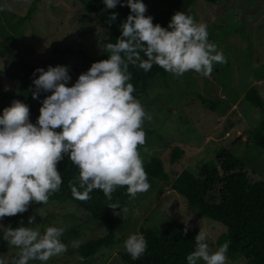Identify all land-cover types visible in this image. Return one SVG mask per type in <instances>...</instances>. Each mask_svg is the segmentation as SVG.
<instances>
[{
    "label": "rangeland",
    "instance_id": "1",
    "mask_svg": "<svg viewBox=\"0 0 264 264\" xmlns=\"http://www.w3.org/2000/svg\"><path fill=\"white\" fill-rule=\"evenodd\" d=\"M31 1L0 0L5 9L0 11V70L9 69L15 56L21 55L36 67L69 66L71 84L92 63L83 55L90 59L101 55L108 31L79 0H40L37 11L28 17ZM260 3L257 9L254 5ZM187 14L207 25L208 39L223 53L225 62L214 63L207 77L190 70L181 76L168 73L154 78L141 101L151 119L142 124L145 143L138 146L140 155L144 162L160 158L175 178L183 170L198 175L206 163L218 165L216 152L223 147L241 158L248 182H264V149L252 140L264 112L244 97L256 87L264 102V0H195ZM13 100L26 98L11 80H1L0 103ZM203 101L219 106L212 110ZM177 146L184 153L172 162ZM148 182L149 189L130 197L117 222L116 237L121 241L100 248L87 264H126L120 253L129 234L141 233L142 227L163 229L167 224L184 228V220L191 225L189 232L198 234L202 229L209 249H217L218 239L226 232L222 223L194 214L169 184L158 179ZM30 216L34 219L29 227L41 233L47 226L64 228L60 239L67 251L44 264H81L79 245L105 235V226L71 200L36 207L21 224L27 226ZM18 252L4 240L0 245L5 264L14 261ZM226 257L225 264L246 263L243 257Z\"/></svg>",
    "mask_w": 264,
    "mask_h": 264
},
{
    "label": "clouds",
    "instance_id": "2",
    "mask_svg": "<svg viewBox=\"0 0 264 264\" xmlns=\"http://www.w3.org/2000/svg\"><path fill=\"white\" fill-rule=\"evenodd\" d=\"M102 2L104 10L116 9L118 4L130 9L116 42L100 46L107 58L92 62L71 84L67 65L34 69L38 75L32 79V98L50 93L42 99L35 123L21 100H13L0 113V219L25 212L30 202L47 203L62 184L57 164L65 156L78 169L76 182H69L74 198L88 200L93 190H100L106 204L116 209L119 204L111 201L118 187H126L132 196L147 191L150 184L138 146L145 143L142 124L151 115L133 95L129 66L148 72L155 64L175 76L192 70L207 77L214 63L225 62L208 39L207 25L185 12H175L162 27L145 15L143 0ZM116 19L117 13L110 12L109 23ZM33 219L30 216L27 226L15 228L0 224V239L19 249L12 264L36 260L44 264L67 251L60 239L63 227L47 226L41 233L29 227ZM184 225L187 233L191 225L188 220ZM194 239L186 264H225L228 241L211 251L202 229ZM124 247L137 260L145 253L147 241L142 233H131ZM0 264L5 261L0 259Z\"/></svg>",
    "mask_w": 264,
    "mask_h": 264
},
{
    "label": "trees",
    "instance_id": "3",
    "mask_svg": "<svg viewBox=\"0 0 264 264\" xmlns=\"http://www.w3.org/2000/svg\"><path fill=\"white\" fill-rule=\"evenodd\" d=\"M79 1L108 31L103 45L109 42L115 43L116 38L120 36V23L130 12L128 6L118 4L116 9L104 10L102 0ZM39 2L40 0L31 1L28 17L37 11ZM143 2L146 5L145 15H151L154 24L159 23L162 27H167L175 12L181 11L187 14L195 0H143ZM261 4L254 6L258 9ZM112 11L117 13V19L109 23V13ZM141 57L146 58L143 53ZM83 58L85 61H99L106 59L107 53L102 51L101 55L94 59H90L87 55H83ZM36 68L23 56L16 55L9 69L0 70V81L11 80L14 88L26 98L24 103L29 106V118L33 123L39 115L42 99L50 94L41 92L39 99L32 98V79L34 75H38L34 73ZM129 71L131 72L130 82L135 88L133 95L140 103L154 78L158 75L167 77L169 73L155 64L148 72L132 65L129 66ZM244 97L262 113L264 112V102L256 87L248 89ZM11 103H0V113ZM203 104L212 110H216L219 106L217 103L207 101H203ZM252 140L264 149V121L255 130ZM183 153L184 150L181 147H175L171 161H177ZM216 159L218 165L203 164L199 167L198 175L183 170L173 178L158 157L145 161L144 169L148 174V179L163 181L182 195L187 201L188 208L194 214L206 216L226 227V232L217 241V248L228 241L229 247L226 253L228 257L235 259L243 257L246 259L245 264H264V182H248V172L244 169L241 158L226 148L222 147L217 150ZM57 169L60 171L62 184L59 191L49 196L47 203L54 201L64 203L71 200L105 226V235L88 240L78 247L83 257L81 264H87L100 248L109 247L121 241L116 237V226L120 216L128 208L132 195L127 193L126 187H118L113 192L111 201L119 204L120 207L116 209L106 204L108 201L100 190H93L88 200H79L73 197L69 186L70 181L76 182L77 167L65 156L62 161L58 162ZM47 203L30 202L25 212L6 216L0 219V222L15 228L34 208ZM183 229L173 224H167L163 229L142 227L141 233L147 241L145 253L137 260H133L126 250L121 252L120 256L126 264H186V256L194 250V236L197 233L193 231L184 233ZM2 242L3 240L0 239V245ZM17 258L18 256L15 257ZM12 262L13 260H10L7 264H12ZM29 263L38 264V260Z\"/></svg>",
    "mask_w": 264,
    "mask_h": 264
}]
</instances>
